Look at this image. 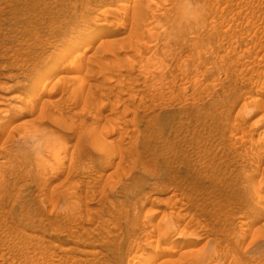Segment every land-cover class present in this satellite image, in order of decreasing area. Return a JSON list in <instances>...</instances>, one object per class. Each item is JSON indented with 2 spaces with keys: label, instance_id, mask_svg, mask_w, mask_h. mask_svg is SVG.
Masks as SVG:
<instances>
[{
  "label": "rangeland",
  "instance_id": "obj_1",
  "mask_svg": "<svg viewBox=\"0 0 264 264\" xmlns=\"http://www.w3.org/2000/svg\"><path fill=\"white\" fill-rule=\"evenodd\" d=\"M0 177V264H264V0H0Z\"/></svg>",
  "mask_w": 264,
  "mask_h": 264
},
{
  "label": "bare ground",
  "instance_id": "obj_2",
  "mask_svg": "<svg viewBox=\"0 0 264 264\" xmlns=\"http://www.w3.org/2000/svg\"><path fill=\"white\" fill-rule=\"evenodd\" d=\"M148 3H149V1H148ZM102 32V31H101ZM101 32H99L98 34H101ZM94 38L95 37H91V39H90V41L89 42H92L93 40H94ZM84 50H87V49H84ZM72 51H73V48L72 47H67L61 54H60V56L59 57H57L56 58V60H58L59 58H63V57H66V56H69L71 53H72ZM121 71H123V70H121ZM125 71V70H124ZM34 100V99H33ZM31 101V100H30ZM33 104V103H32ZM34 105V104H33ZM28 134H31V133H28ZM30 136V135H29ZM26 139V138H25ZM99 140H101V139H99ZM54 156V155H53ZM57 157H56V154H55V156L54 157H50V159H46L45 161H44V165L45 166H47V169H48V167H51V166H53L54 165V163L56 162V161H58V159H56ZM108 158V157H107ZM9 160V159H8ZM108 161V160H107ZM43 165V166H44ZM42 167V166H41ZM53 168V167H52ZM46 171V170H45ZM2 172V171H1ZM48 172H49V169H48ZM43 173V172H42ZM2 177V176H1ZM0 177V178H1ZM263 180V179H262ZM262 183V182H261ZM258 184V183H257ZM256 185V184H255ZM261 185V184H260ZM262 186V185H261ZM257 187V191H258V187H260V186H256ZM255 188V187H254ZM255 190V189H254ZM261 190V189H260ZM256 192V191H255ZM256 194H258V193H256ZM261 196V195H260ZM260 199L262 198V197H259ZM72 202V201H71ZM74 204V203H73ZM73 211V210H72ZM61 212V211H60ZM165 213V212H164ZM171 219H169V221H170ZM173 220V219H172ZM167 221V220H166ZM165 221V222H166ZM162 222V221H161ZM171 222V221H170ZM169 222V223H170ZM171 224V223H170ZM169 224V225H170ZM173 224V223H172ZM161 225V224H160ZM175 225V224H174ZM173 225V226H174ZM175 227V226H174ZM171 231H172V229H171ZM175 231V230H174ZM158 232V234H160V231H157L156 230V233ZM162 232V231H161ZM23 236V235H22ZM181 236V235H180ZM25 238V237H24ZM172 255V254H171ZM170 255V256H171ZM140 256V255H139ZM158 256V251L156 252V251H154V254L151 256V257H148L151 261L152 260H154L156 257ZM147 260V259H146ZM171 262V261H170ZM168 263V262H167Z\"/></svg>",
  "mask_w": 264,
  "mask_h": 264
}]
</instances>
